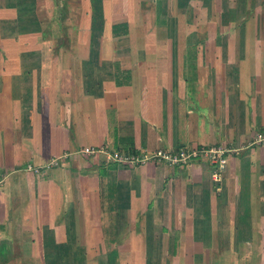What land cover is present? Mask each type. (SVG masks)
I'll return each mask as SVG.
<instances>
[{"label": "crops", "instance_id": "obj_1", "mask_svg": "<svg viewBox=\"0 0 264 264\" xmlns=\"http://www.w3.org/2000/svg\"><path fill=\"white\" fill-rule=\"evenodd\" d=\"M38 1L5 0L11 26L24 27L14 46L41 45L46 19ZM101 1H64L62 24L76 37L81 31L77 50L70 39L53 54L42 46L6 51L0 264H161L150 251L213 250L221 245L214 235L264 226V140L257 139L264 133V25L261 48L203 51L190 64L159 48L157 18L127 16L141 0L112 9L113 0ZM139 19L148 34L135 33ZM51 56L55 64L47 66ZM201 146L230 149L218 180L206 161L130 166L81 152ZM62 153L70 155L51 171L26 168Z\"/></svg>", "mask_w": 264, "mask_h": 264}, {"label": "rangeland", "instance_id": "obj_2", "mask_svg": "<svg viewBox=\"0 0 264 264\" xmlns=\"http://www.w3.org/2000/svg\"><path fill=\"white\" fill-rule=\"evenodd\" d=\"M64 1L62 0V4L59 3V0L38 1V15L46 19L45 22L42 21L45 25L43 36L40 34L37 41L41 45H35L32 42L29 47L22 48V46H14L13 39L18 38L16 33L22 32L24 27L15 23L11 26L10 21L13 19L8 17L9 12L6 10V2L0 0V67L2 63H8V59L6 60L7 49L29 50L27 48H30L33 51H39V49L43 48L44 50L45 48L47 53L53 54L52 50H59V46H61L60 49H68V40L70 39L75 49H78V42H75V40L81 34V31L76 37L75 32L71 30L72 27L68 24H66L67 26L62 24L66 15L62 6L67 7ZM120 1L113 0V4L109 5L110 8L114 7V2ZM101 2H108V0H102ZM141 3V8L138 5L131 6L129 11L127 10V16L139 17L141 13L143 20L157 18L158 32L156 33H158L157 36L160 40L157 45L165 51L173 52L175 56L185 55L187 63L190 61V64H192L193 56H202L203 51L207 52L215 49L225 52L233 48L239 50L249 48L257 50L261 48L260 32L263 29L262 24L264 25V0H141ZM153 5L156 7L151 8ZM123 12L126 13V7ZM246 21L250 23L249 32L253 34L254 38L252 42L246 39ZM140 23L141 20L135 26V33L140 34L139 36L147 33L145 29L149 28L148 24L144 26ZM39 32H41V29ZM56 35H58V38L55 39L54 36ZM61 35L62 38L63 36L69 37L65 42L60 43L58 40H60ZM149 46L151 47L148 49L153 47L151 43ZM141 48V50H144L146 46H141ZM125 49H129V47ZM138 49L140 48L138 47ZM45 60L47 66L55 64L53 56L45 58ZM63 61L65 62V60ZM71 61L74 65L75 62L77 65L80 64V58L77 55L74 58L72 57ZM101 154L104 153L101 152ZM29 165L36 166L35 164ZM63 165L64 163L61 162L48 171ZM28 167L27 165L26 168L28 169ZM258 229L259 232L255 230L249 232V229L247 231L242 229V232L236 234L223 232L214 235L221 245L220 248L213 250H202L199 247L184 250L176 248L172 251L156 248L150 252L153 254L152 257L161 264H264V247L257 246V244L264 243V226H260ZM112 240V236L109 235L111 243ZM250 243L258 249H248L250 246L245 245ZM123 252L127 251L124 250Z\"/></svg>", "mask_w": 264, "mask_h": 264}, {"label": "built area", "instance_id": "obj_3", "mask_svg": "<svg viewBox=\"0 0 264 264\" xmlns=\"http://www.w3.org/2000/svg\"><path fill=\"white\" fill-rule=\"evenodd\" d=\"M257 139L260 141L264 140V133H258ZM229 151V148L222 146H201L193 148L178 147L174 149L158 148L144 154L134 152H113L108 151L105 148L93 147H84L81 149L82 153L89 155H95L102 152L106 154L108 159L119 164H126L130 166L145 163L150 160L163 161L172 166L189 164L192 161H206L211 166L212 176L215 180L220 178V175L225 168L227 161L226 156ZM69 155L70 153H62L61 155L52 157L46 163L39 166L32 167L28 165V169H31L36 173L50 170L53 166L58 165L61 162L63 164Z\"/></svg>", "mask_w": 264, "mask_h": 264}]
</instances>
